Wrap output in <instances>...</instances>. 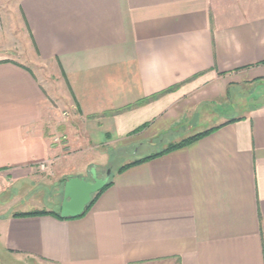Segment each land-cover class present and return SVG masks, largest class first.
Masks as SVG:
<instances>
[{
    "label": "crops",
    "instance_id": "1",
    "mask_svg": "<svg viewBox=\"0 0 264 264\" xmlns=\"http://www.w3.org/2000/svg\"><path fill=\"white\" fill-rule=\"evenodd\" d=\"M3 11L0 0L6 190L35 184L46 161L62 180H92L114 150L162 143L232 84L264 86V0H20L36 55L68 88L72 113L55 115L34 69L10 54ZM254 96L192 143L113 168L78 217L60 215L64 186L56 209L0 199V264H264V97ZM34 211L50 213L16 215Z\"/></svg>",
    "mask_w": 264,
    "mask_h": 264
},
{
    "label": "rangeland",
    "instance_id": "2",
    "mask_svg": "<svg viewBox=\"0 0 264 264\" xmlns=\"http://www.w3.org/2000/svg\"><path fill=\"white\" fill-rule=\"evenodd\" d=\"M19 2L20 0H1V4L4 7L3 22L6 30L3 33V37L8 43H11L10 54L19 60L25 61L34 69L40 80H42V83L47 88L49 100L55 109L53 114L65 115L67 112L71 114L73 108L71 106V100L68 98L66 82L63 77H60L54 71L48 61H43L36 55L23 18L19 12ZM255 93L259 94L258 97H264V86L260 85V87H257L255 85H249V83H241L240 87L236 88V86L232 84L221 106L220 103H215V105L210 104L208 106L205 105L199 113L192 114V116L190 115L192 119L191 121L190 119L187 120L188 122L184 127L173 128V133L171 132L166 136H162L161 138L164 140L162 143H159L158 139L160 136H158L146 140L143 146H139V143H136L134 145H129L126 149L119 148L116 151L114 150L110 155V161L105 170L102 171L99 168L98 171L96 170V175L103 174L104 172L106 176H111L113 168H118L123 164H128L134 160L163 151L169 144L180 142L190 137L192 134H197L205 129L211 128L221 122L222 113L226 114L231 110H234V112L238 111L239 114L245 113L250 107L251 102L255 99ZM94 158L90 161L88 169L85 171L86 175L89 174L90 168L96 161L98 163L102 162L100 157H97L96 161H93ZM50 166L51 162L48 163V167L45 169L39 166L40 174H38V179L35 178V184L32 186L13 187L6 190L9 184L3 182L4 178L0 176V196H3L0 198L2 200L1 204H17L19 208L20 205L21 208H28V206L32 204L37 205V207L42 206L46 209H56L63 197L60 188L64 186V181L67 179L62 180L59 176L54 175V172L52 170L50 171ZM94 167H92L91 170ZM31 190L33 191L32 193H30ZM20 194H22V197L16 198V196Z\"/></svg>",
    "mask_w": 264,
    "mask_h": 264
},
{
    "label": "water",
    "instance_id": "3",
    "mask_svg": "<svg viewBox=\"0 0 264 264\" xmlns=\"http://www.w3.org/2000/svg\"><path fill=\"white\" fill-rule=\"evenodd\" d=\"M92 180L84 177H69L64 184V197L60 215L63 218L82 215L86 206L91 202L93 195L103 189L110 176L99 178L96 169L92 170Z\"/></svg>",
    "mask_w": 264,
    "mask_h": 264
},
{
    "label": "trees",
    "instance_id": "4",
    "mask_svg": "<svg viewBox=\"0 0 264 264\" xmlns=\"http://www.w3.org/2000/svg\"><path fill=\"white\" fill-rule=\"evenodd\" d=\"M173 89H174V88H171L170 90H173ZM168 91H169V90H168ZM158 96H159V95H155V96H153V97H151V98L142 99V100L138 101L137 103H135L133 106L142 105V104L148 102L150 99H152V98H156V97H158ZM145 126H146V125L140 127V129H138V130H141V129L144 128ZM215 128H217V127H215ZM215 128H211V129H208V130L202 131V132L197 133V134H195V135H192V136H190V137H188V138H186V139H184V140H182V141H180V142H176V143H173V144H169V145H168L163 151H159V152L154 153V154H152V155L145 156V157H143V158H140V159L134 160V161H132V162H130V163H128V164H124V165L120 166V167L118 168V171H119V172H120V171H123L124 169L128 168L129 166H131V165H133V164H136V163H139V162H142V161L149 160V159H151V158L157 157V156H159V155H161V154H164V153H166V152H169V151H171V150H175V149L181 148V147H183V146H186V145L192 143L193 141H195V140H197V139H199V138H201V137H203V136L209 134L210 132H212L213 130H215ZM136 131H137V130H136ZM110 184H111V181H109L103 189H101L100 191H98L97 193H95V194L93 195V198H92L91 202L86 206V209H87V208H88V207H89V206L95 201V199L97 198V196H98L102 191H104L108 186H110ZM86 209H85V210H86ZM49 213H50V212H47V211H34V212H31V213H17L16 215H36V214H49Z\"/></svg>",
    "mask_w": 264,
    "mask_h": 264
},
{
    "label": "built area",
    "instance_id": "5",
    "mask_svg": "<svg viewBox=\"0 0 264 264\" xmlns=\"http://www.w3.org/2000/svg\"><path fill=\"white\" fill-rule=\"evenodd\" d=\"M66 136L65 135H63V136H60V137H57L56 139H55V141L56 142H62V141H64V140H66ZM48 163L49 162H43V163H41V165H40V167L42 168V169H45L46 167H48Z\"/></svg>",
    "mask_w": 264,
    "mask_h": 264
}]
</instances>
